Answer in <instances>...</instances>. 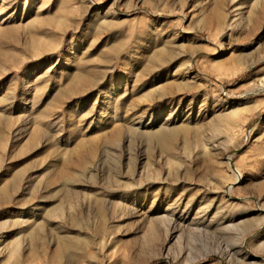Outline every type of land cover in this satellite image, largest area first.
Instances as JSON below:
<instances>
[{
	"label": "rangeland",
	"instance_id": "obj_1",
	"mask_svg": "<svg viewBox=\"0 0 264 264\" xmlns=\"http://www.w3.org/2000/svg\"><path fill=\"white\" fill-rule=\"evenodd\" d=\"M0 264H264V0H0Z\"/></svg>",
	"mask_w": 264,
	"mask_h": 264
},
{
	"label": "bare ground",
	"instance_id": "obj_2",
	"mask_svg": "<svg viewBox=\"0 0 264 264\" xmlns=\"http://www.w3.org/2000/svg\"><path fill=\"white\" fill-rule=\"evenodd\" d=\"M63 251V250H62ZM60 253H61V251H60ZM56 256H58V255H56Z\"/></svg>",
	"mask_w": 264,
	"mask_h": 264
}]
</instances>
